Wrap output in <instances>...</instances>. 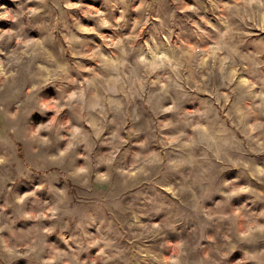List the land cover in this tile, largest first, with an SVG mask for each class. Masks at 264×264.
<instances>
[{"label": "rangeland", "instance_id": "obj_1", "mask_svg": "<svg viewBox=\"0 0 264 264\" xmlns=\"http://www.w3.org/2000/svg\"><path fill=\"white\" fill-rule=\"evenodd\" d=\"M0 264H264V0H0Z\"/></svg>", "mask_w": 264, "mask_h": 264}]
</instances>
